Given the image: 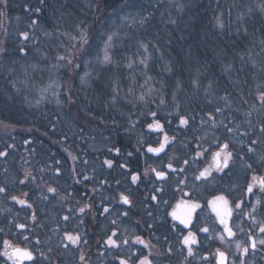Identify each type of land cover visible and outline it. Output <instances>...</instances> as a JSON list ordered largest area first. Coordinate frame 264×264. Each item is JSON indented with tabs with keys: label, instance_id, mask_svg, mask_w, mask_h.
Listing matches in <instances>:
<instances>
[{
	"label": "trees",
	"instance_id": "16d2710c",
	"mask_svg": "<svg viewBox=\"0 0 264 264\" xmlns=\"http://www.w3.org/2000/svg\"><path fill=\"white\" fill-rule=\"evenodd\" d=\"M0 49V123L15 128H0V253L8 240L34 253L28 264H138L136 237L158 241L217 141L235 175L264 168V0H7Z\"/></svg>",
	"mask_w": 264,
	"mask_h": 264
},
{
	"label": "flooded vegetation",
	"instance_id": "af4514ba",
	"mask_svg": "<svg viewBox=\"0 0 264 264\" xmlns=\"http://www.w3.org/2000/svg\"><path fill=\"white\" fill-rule=\"evenodd\" d=\"M232 161L229 162L228 169L216 171L213 168L211 175L207 178L196 179V181L187 183V188L178 191L177 196L172 198L167 213L169 220L164 229L161 230L158 241L152 245L146 242L141 245L142 249L147 251L144 256H148L152 264H217L215 255L217 249L225 252L227 264H241V261L243 264H264V245L259 243L261 239H264V233L260 232V228L264 227V190H261L259 184V180L264 178V168L260 172L255 170L256 172L242 179L241 176L235 175L231 165ZM212 163L211 156L209 166ZM214 176L225 179L227 183L224 186L216 185L211 189L208 180ZM254 176L256 177L255 181L253 180ZM228 180L230 181L228 182ZM240 180L244 181L241 182ZM249 184L253 185L251 193L247 191ZM217 196H224L227 204L224 201H216ZM210 201H215V207L221 214L231 212V215L227 216L226 219L236 234L234 237L228 238L224 233V226L220 223L217 212L213 211ZM182 202L200 205L192 215L194 227L190 228L198 241L197 244L192 245L193 255L188 254V246L183 244V238L188 234L189 229L170 215L174 209L180 215L185 213V208H177V204H182ZM241 202V208L237 209L235 205ZM130 205L131 202L126 206L129 207ZM203 227H207L209 231L207 233L199 231ZM221 235L225 236L223 242L219 239ZM249 236L256 240L257 246L255 249L249 247L248 254L241 255V252L236 248V242L240 241L242 247L248 246ZM141 239L143 240V238ZM10 249L8 250L10 251ZM151 249H155V253H151ZM9 262L13 264V261L10 260ZM28 263L30 262H20V264Z\"/></svg>",
	"mask_w": 264,
	"mask_h": 264
},
{
	"label": "snow or ice",
	"instance_id": "6c2138e0",
	"mask_svg": "<svg viewBox=\"0 0 264 264\" xmlns=\"http://www.w3.org/2000/svg\"><path fill=\"white\" fill-rule=\"evenodd\" d=\"M40 3L41 4L44 3V0H40ZM0 5L6 7L7 6V0H0ZM35 11L39 12V11H41V9L37 8V9H35ZM32 23H36V21H33ZM218 24H219L220 27H223V24L219 23V21H218ZM21 35L23 36V38L25 40L28 39V34L27 33H21ZM108 40L109 41L112 40V36L111 35L108 37ZM0 51H3V49H0ZM21 51L23 52L24 49H21ZM61 59H63V57H61ZM104 61L105 62L109 61V56L107 54L104 57ZM69 63H71V61H69ZM260 99L262 101H264V93H261ZM216 111L219 112L220 109H217ZM151 116L155 117L156 113L155 112L151 113ZM179 124L180 125H188L189 124V119L184 117V116H179ZM148 128L152 129V130H159L161 132L163 131V126L160 124L159 120H154L153 123L148 124ZM227 131L231 133L233 130L231 128H227ZM261 131L264 132V129H261ZM168 142H169V137L165 133L164 134V138H163V142H161L159 144V147L153 148V147L149 146L147 148V152L148 153L159 154V153L164 151L165 145ZM253 143H255V141ZM217 147H218L219 150L212 153V161H213V163L208 168H205L204 170L200 171L199 175L196 177L197 180L202 179V178H207L208 176H210L213 168L216 171H223L224 169H228L229 168V162L231 160H233V153H232V151L229 150V147H230L229 144L228 143H223L221 145L217 141ZM117 151H119V150H117ZM248 151L252 152L253 149L251 147H249ZM207 152H208V149H203L202 151L197 152V156L198 157L203 156ZM5 155H7L6 152H0V156H5ZM262 159H264V158H262ZM105 163L109 167H111V165H112V161H110V160H106ZM184 163L187 164L188 161L185 160ZM167 167L169 169H172L173 172L176 171V169L172 168L171 163H169L167 165ZM247 167L251 168L252 166L251 165H247ZM148 171H149L148 169H145V175H147ZM151 171L155 172V175L158 178H160V179H164L165 178L166 174H165L164 171H157L155 168L151 169ZM180 171H183V169H180ZM29 176H31V173L26 172L25 173V179H28ZM85 179H87V177H85ZM138 179H139L138 175H133L132 176V182L133 183H136V181ZM253 180L254 181L256 180L255 176L253 177ZM24 182H25L24 180L20 181L21 184H23ZM259 184H260L261 190H264V178L259 180ZM5 191H6L5 188L0 187V193H3ZM47 191L50 192V193H56L57 189H55L53 187H49L47 189ZM157 191H162V189H158ZM247 191L249 193H251L253 191V185L252 184L248 185ZM25 195H27V194H25ZM185 195H187V193H185ZM12 199L14 201H17V203H19L21 205H25L27 203L25 200L18 199L16 196H12ZM151 199L156 200L157 197L155 195H153L151 197ZM215 200L216 201H224V203L227 204V200L225 199L224 196H217L215 198ZM121 201L124 204H129L130 203L129 197L127 195H124L123 193L121 194ZM209 203L212 204L213 211L217 212V216L220 218V223L224 226V233H226L228 238L234 237L236 234H235V232H233L232 227L229 226L228 220L226 219L227 216L231 215V212L228 211V212H225V213L221 214V212L217 211V209L215 207V201H210ZM241 204H242V202L241 203H237L235 205V207L237 209H239V208H241ZM27 207L31 208L32 205L31 204H27ZM85 207H90V205H85L84 207H81L79 209V211L80 212H84ZM181 207L185 208V210H186L183 215L178 214L175 209L173 210L172 213H170V215L173 217L174 220H179L180 224L184 225L185 228L189 229L188 234L186 236H184V238H183V244L188 246L187 247L188 254L189 255H193L194 253H193L192 245L197 244L198 241H197L195 233H193L190 230V228L194 227V225L192 224V215L195 212V210L200 207V205L196 204V203L189 204L187 202H182V204H177V208H181ZM104 211L107 212L108 208H104ZM124 215H127V213H124ZM32 218H33V220H35L36 219L35 215H33ZM64 219L67 220L68 217L66 216V217H64ZM113 223H115V221H113ZM16 227H18L20 229H24L25 225L24 224H18V225H16ZM2 231H3V229H0V232H2ZM199 231L207 233L209 231V229L207 227H203V228H200ZM260 232L264 233V227L260 228ZM112 235L115 236L116 233L113 232ZM25 239H27V237H25ZM66 239L68 241H70L71 243L75 244V243H77L79 241L80 237L78 235H72V234L66 233ZM219 239L223 242L225 240V236L221 235L219 237ZM136 241L141 243V244L144 243V241L140 237H136ZM37 243H39V241H37ZM107 243L109 245L114 246V247H118L117 241L112 239V237L108 238ZM124 243L127 244L128 241L125 240ZM259 243H260V245H264V239H261L259 241ZM145 246L147 247V245H145ZM256 246H257V242H256L255 239H252L251 236H249V244H248V246L242 247L240 241L236 242V248H237L238 251L241 252V255H247L248 252H249V247L252 248V249H255ZM4 248H5V250L2 253H0V255H3L8 260L13 261V264H20V262L23 261V260H29V261L33 260V254H32V252L30 250L19 248V247H13L8 240L4 241ZM9 248H11V251L8 250ZM215 255L217 257V264H227V256H226L225 252L221 251L220 249H217ZM81 260H84V256L83 255L81 256ZM120 264H128V261L127 260H121ZM138 264H152V262H151V260H149L148 256H143L141 259H139ZM241 264H243V261H241Z\"/></svg>",
	"mask_w": 264,
	"mask_h": 264
},
{
	"label": "rangeland",
	"instance_id": "374dc122",
	"mask_svg": "<svg viewBox=\"0 0 264 264\" xmlns=\"http://www.w3.org/2000/svg\"><path fill=\"white\" fill-rule=\"evenodd\" d=\"M0 128H2V129H6L7 131H14V127H12V126H9V125H6V124H3V123H0ZM122 202V201H121ZM124 204V203H123ZM125 205H127V204H125ZM13 247H15L14 245H12ZM4 250H5V248H4ZM152 251H150L151 253H155V249H151ZM7 259V258H6ZM106 259V258H105ZM8 260V259H7ZM8 261H10V260H8Z\"/></svg>",
	"mask_w": 264,
	"mask_h": 264
},
{
	"label": "water",
	"instance_id": "95a60500",
	"mask_svg": "<svg viewBox=\"0 0 264 264\" xmlns=\"http://www.w3.org/2000/svg\"><path fill=\"white\" fill-rule=\"evenodd\" d=\"M123 203V202H122ZM20 248V247H19ZM24 249V248H23ZM29 250V249H28ZM10 251H11V249H10ZM32 254H33V259H34V253L32 252ZM23 261H25V262H30L29 260H23ZM32 261V260H31Z\"/></svg>",
	"mask_w": 264,
	"mask_h": 264
}]
</instances>
